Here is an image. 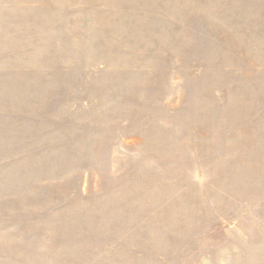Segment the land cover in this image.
Instances as JSON below:
<instances>
[{"label":"rangeland","instance_id":"1","mask_svg":"<svg viewBox=\"0 0 264 264\" xmlns=\"http://www.w3.org/2000/svg\"><path fill=\"white\" fill-rule=\"evenodd\" d=\"M0 264H264V0H0Z\"/></svg>","mask_w":264,"mask_h":264}]
</instances>
